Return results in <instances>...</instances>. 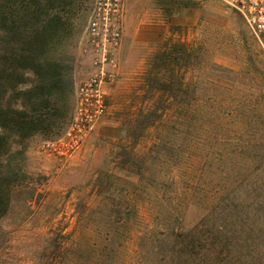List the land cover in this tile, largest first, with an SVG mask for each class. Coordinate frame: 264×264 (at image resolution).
Wrapping results in <instances>:
<instances>
[{
	"label": "rangeland",
	"instance_id": "obj_1",
	"mask_svg": "<svg viewBox=\"0 0 264 264\" xmlns=\"http://www.w3.org/2000/svg\"><path fill=\"white\" fill-rule=\"evenodd\" d=\"M28 3L12 9L33 10ZM38 3L65 28L57 52L74 107L91 73L83 39L93 0ZM119 22L117 75L80 150L62 160L42 148L70 119L8 140L0 168L15 184L0 219V264H240V251L227 253L202 224L241 185H254L255 205L264 203V32L251 33L219 0H123ZM7 67L0 52L6 107L14 106ZM255 239L248 257L264 264L262 234Z\"/></svg>",
	"mask_w": 264,
	"mask_h": 264
},
{
	"label": "trees",
	"instance_id": "obj_2",
	"mask_svg": "<svg viewBox=\"0 0 264 264\" xmlns=\"http://www.w3.org/2000/svg\"><path fill=\"white\" fill-rule=\"evenodd\" d=\"M28 4L33 10L26 6L21 13H16L12 9L14 0H0V52L6 65L14 64V69L7 67L8 70L1 71L5 76L14 72V84L7 87L14 94V106L0 104V167H4L10 153V137L14 138V144L17 138L19 144L37 132H55L72 115L70 68L66 58L57 52L65 28L59 16L41 12L38 0H30ZM8 8L13 11H7ZM27 75L32 78H25ZM157 80L153 77V81ZM150 81L146 79V84L150 85ZM8 174L2 173L0 168V219L7 212L10 189L15 184ZM255 196L254 185H241L229 191L202 224L227 253L232 245L240 251L237 257L240 264H256L248 257V249L252 250L256 241V231L262 234L264 246V203L255 205ZM257 218L261 220L260 229L255 224ZM179 253L176 254L178 259L182 257Z\"/></svg>",
	"mask_w": 264,
	"mask_h": 264
},
{
	"label": "built area",
	"instance_id": "obj_3",
	"mask_svg": "<svg viewBox=\"0 0 264 264\" xmlns=\"http://www.w3.org/2000/svg\"><path fill=\"white\" fill-rule=\"evenodd\" d=\"M235 11L254 35L264 32V0H219ZM123 0H93L84 30L83 48L91 73L76 90L73 112L63 135L42 148L58 159L72 157L105 114V86L115 80L122 43L120 16Z\"/></svg>",
	"mask_w": 264,
	"mask_h": 264
}]
</instances>
